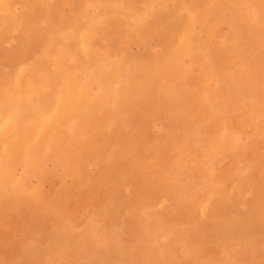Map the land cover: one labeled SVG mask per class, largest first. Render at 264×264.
<instances>
[{
    "label": "rangeland",
    "instance_id": "obj_1",
    "mask_svg": "<svg viewBox=\"0 0 264 264\" xmlns=\"http://www.w3.org/2000/svg\"><path fill=\"white\" fill-rule=\"evenodd\" d=\"M0 264H264V0H0Z\"/></svg>",
    "mask_w": 264,
    "mask_h": 264
}]
</instances>
